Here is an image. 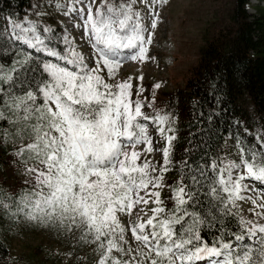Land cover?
Returning a JSON list of instances; mask_svg holds the SVG:
<instances>
[{
	"label": "snow or ice",
	"instance_id": "6c2138e0",
	"mask_svg": "<svg viewBox=\"0 0 264 264\" xmlns=\"http://www.w3.org/2000/svg\"><path fill=\"white\" fill-rule=\"evenodd\" d=\"M158 3L167 0H152L146 17L138 0H38L36 19L0 33V148L11 147L10 164L26 177L0 209L11 223L77 231V243L95 244L96 264H264V137L230 133L235 159L201 139L185 149L175 186L166 185L178 115L154 108L159 82L146 103L141 84L134 95L131 76L117 79L124 62L154 58ZM57 15L59 27L47 22ZM150 124L164 140L159 165L148 155L158 143ZM202 135L213 138L210 128ZM166 186L171 208L161 199ZM149 201L147 219L129 217L133 247L121 214ZM240 201L251 202L250 217ZM205 230H215L210 240Z\"/></svg>",
	"mask_w": 264,
	"mask_h": 264
},
{
	"label": "trees",
	"instance_id": "16d2710c",
	"mask_svg": "<svg viewBox=\"0 0 264 264\" xmlns=\"http://www.w3.org/2000/svg\"><path fill=\"white\" fill-rule=\"evenodd\" d=\"M31 3L32 0H0V13L19 18ZM249 5V0H236L228 12L229 21L206 35L183 86L162 92L155 90L154 105L178 115L174 163L164 174L166 185L175 186L180 178L179 161L186 158L185 149L194 148L201 139L211 146L214 154L225 155V141L235 142L230 133L239 132L249 143H255L254 137L258 134L264 137V5H257L255 13L249 12ZM3 31L0 23V33ZM142 86L146 89L147 84ZM152 86L149 87L151 92ZM210 113L213 114L211 122L207 120ZM252 123L257 124L259 130H254ZM209 128L212 139L202 135ZM245 129L250 131L245 132ZM8 155L9 150L0 149V169L8 162ZM18 191L4 184L0 177V198L14 197ZM171 197L166 186L163 200L168 208L172 207ZM6 220L0 209V225ZM214 231L205 230L202 235L210 240ZM9 259V246L0 238V261Z\"/></svg>",
	"mask_w": 264,
	"mask_h": 264
},
{
	"label": "rangeland",
	"instance_id": "374dc122",
	"mask_svg": "<svg viewBox=\"0 0 264 264\" xmlns=\"http://www.w3.org/2000/svg\"><path fill=\"white\" fill-rule=\"evenodd\" d=\"M249 12L255 13L257 5H264V0H249ZM236 0H167L166 4H155L153 7L159 11L161 19L158 21L155 29L152 44L149 46V56L154 57L143 62L128 60L124 62L118 70L117 79L123 80L132 77L134 95L137 84H147L141 97H148L151 101L150 85L160 83L159 92L173 90L177 86H183L190 69L194 66L199 56L200 47L205 42L206 35L215 32L223 23L229 21L228 12L232 10ZM38 0H32V3L26 13L19 18H14L0 13V23L4 30H11L13 22L23 20L25 16L30 19H36L34 15L35 6ZM152 0L139 2L137 7L142 14L147 17L150 11L149 5ZM65 17L57 15L56 19L47 20L48 23L57 25V20H64ZM147 22V21H146ZM72 36H79V33L69 28ZM77 43L81 42L77 39ZM83 51L90 49L81 44ZM143 74V79L138 80ZM115 83V81H109ZM154 108H157L153 104ZM147 114H154L151 109H143ZM253 124V123H252ZM254 130H259L257 124L252 125ZM247 129L245 132H249ZM149 132L154 133L153 139L158 141L154 145L153 153H149L152 160L156 163H162V152L159 149L164 147V140L155 133L154 126L149 125ZM259 135V134H258ZM143 145H137V150ZM1 149V148H0ZM225 154L235 159L237 154L236 142L227 139L224 144ZM9 153L11 147H9ZM143 158V157H142ZM11 157L8 155V162L0 169V177L4 184L14 190H19L23 185L21 180L24 176H18L10 164ZM139 162V161H138ZM249 187L261 188L258 182L246 181ZM165 193V187L161 190V199ZM143 195V193H142ZM241 210L244 215L251 216L248 209L252 207L250 201H240ZM154 207L151 201L147 205L139 204L134 206L131 214H121V222L129 227V217L134 220L137 215L140 219H147ZM264 222V221H262ZM79 233L73 231L71 234H61L57 231L44 226L25 223H11L6 220L0 225V238L6 240L11 251V259L0 261V264H96L98 253L95 251V244L77 243ZM129 243L135 247L136 241L131 236L130 227L126 233ZM114 254H116L114 252Z\"/></svg>",
	"mask_w": 264,
	"mask_h": 264
},
{
	"label": "bare ground",
	"instance_id": "6f19581e",
	"mask_svg": "<svg viewBox=\"0 0 264 264\" xmlns=\"http://www.w3.org/2000/svg\"><path fill=\"white\" fill-rule=\"evenodd\" d=\"M149 215H151V214H149ZM149 215H148V216H149Z\"/></svg>",
	"mask_w": 264,
	"mask_h": 264
}]
</instances>
